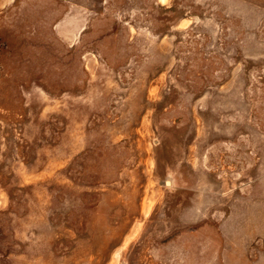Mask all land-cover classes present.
I'll list each match as a JSON object with an SVG mask.
<instances>
[{
  "label": "rangeland",
  "instance_id": "obj_1",
  "mask_svg": "<svg viewBox=\"0 0 264 264\" xmlns=\"http://www.w3.org/2000/svg\"><path fill=\"white\" fill-rule=\"evenodd\" d=\"M0 264H264V0H0Z\"/></svg>",
  "mask_w": 264,
  "mask_h": 264
},
{
  "label": "bare ground",
  "instance_id": "obj_2",
  "mask_svg": "<svg viewBox=\"0 0 264 264\" xmlns=\"http://www.w3.org/2000/svg\"><path fill=\"white\" fill-rule=\"evenodd\" d=\"M148 211H149V209H148Z\"/></svg>",
  "mask_w": 264,
  "mask_h": 264
}]
</instances>
